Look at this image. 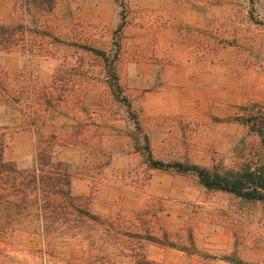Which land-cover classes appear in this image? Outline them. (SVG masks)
I'll use <instances>...</instances> for the list:
<instances>
[{"label": "rangeland", "instance_id": "1", "mask_svg": "<svg viewBox=\"0 0 264 264\" xmlns=\"http://www.w3.org/2000/svg\"><path fill=\"white\" fill-rule=\"evenodd\" d=\"M101 1L95 24L82 8L92 0H57L47 14L0 0V27L15 42L0 53V98L13 100L0 108L6 157L27 169L46 146L54 156L65 149L72 191L99 217L85 221L94 244L3 217L0 264H264V191L246 199L176 167L230 179L264 168V0L172 2L180 10ZM196 3L203 20L184 18ZM175 48L196 56L173 59ZM179 59H211L226 78L213 81L214 94L242 92L236 110L197 118L180 97L189 86ZM75 228L77 212L53 226Z\"/></svg>", "mask_w": 264, "mask_h": 264}, {"label": "trees", "instance_id": "2", "mask_svg": "<svg viewBox=\"0 0 264 264\" xmlns=\"http://www.w3.org/2000/svg\"><path fill=\"white\" fill-rule=\"evenodd\" d=\"M56 1L24 0V5L29 11L47 14L53 11ZM10 34L12 33H8L6 28L0 27V50L13 49L15 42ZM1 81L0 72V87H4ZM12 102L13 100L0 98V108ZM4 153L5 145L0 143V220L4 217L8 224H15L33 218L31 223L40 224L42 234L48 238L55 236L66 239L80 235L81 239H90L94 244V239L91 236L86 237L85 233L91 227H95V224L86 222L90 219L96 223L99 217L89 210L81 197H76L72 193V175L56 154L54 156L49 147L44 148L38 155L37 163L23 169L19 167L18 162L7 161ZM155 167L165 168L160 162L156 163ZM176 167L196 173L202 184L208 188L229 191L246 199L263 198L260 191H264V168L254 170L249 166L243 174H237L230 179L212 175L206 169L197 166L176 164ZM75 212L80 215V229L75 228L72 231L53 229V226L60 223L64 217H72ZM41 228L32 229L35 230L33 233L38 234Z\"/></svg>", "mask_w": 264, "mask_h": 264}, {"label": "crops", "instance_id": "3", "mask_svg": "<svg viewBox=\"0 0 264 264\" xmlns=\"http://www.w3.org/2000/svg\"><path fill=\"white\" fill-rule=\"evenodd\" d=\"M9 2H11V0H8ZM152 3H160V4H165L168 5L171 4L172 2H177L176 0H145L144 2L147 4L148 2ZM95 2V3H94ZM108 2H112L110 4H113L114 0H108ZM144 2H142L144 4ZM13 5H24V0H15L13 2H11ZM101 3H103L101 0H92V3H85L84 6H82V8L87 11H85V18L86 20H88L89 22L92 23H97V24H101L104 22V20H102L101 18V9H106L107 7H101ZM199 4L196 3V8H193L196 11H191V14L185 9L184 11V18L187 17L188 20H192L194 22L203 20L202 17V9H200V6H198ZM111 7H113V5H110ZM209 6V5H208ZM171 7L177 8L178 10H180V6L175 5L174 3H172ZM192 9V8H190ZM54 10V9H53ZM34 11V10H32ZM173 24L178 23L179 21H181V11L177 12L176 14L173 15ZM176 18V19H175ZM11 52L10 50H0V53H4V52ZM169 56H171L173 59L180 57V58H188L191 56H196V52H192L191 50L188 51H181L180 48H175L173 50H171L168 53ZM205 57H210V55L206 54ZM37 58V56L34 58H32L31 61V65L33 64L34 59ZM177 61V60H176ZM178 62H182L185 64L186 67H188V70L185 71L183 70V73H188V79L186 80V78H184L185 80H182V78H179V83L180 85L182 84H186L188 87V93L187 95H182L180 97L183 98H187V103L191 106L192 108V112L195 114V116L200 119H204L206 120L207 118H209L208 116H212L213 114L216 115H222V116H226L229 115L231 113H233L236 108L234 106H236V104H240V100L239 98V94L242 96V92L239 90V88H236V91L234 92H228V94H224V93H220V94H214V91H216L218 88L217 87H213L212 83L213 81H226V78L223 77L218 71L215 73H212V60L211 59H204V61L201 62H197V60H191L190 62H188L187 60H182L179 59ZM204 85V87H202ZM214 100H216V102H214ZM214 103H216V107L214 108ZM9 110H7V114H8ZM47 139V138H45ZM47 148V146L45 147ZM7 147L5 148V157H6V150ZM42 151V149L40 151L37 152L36 155H34L33 159H32V165H35L37 163L38 160V155L39 153ZM56 156L58 157V159L63 162L66 165V168L69 170V172L72 175V188H73V182L75 180V173L73 170V163H70V159L66 158L65 156V149L62 150H58V152L56 153ZM7 158V157H6ZM7 161L10 162H17L14 160H9L8 158L6 159ZM31 165V166H32ZM72 169V171H71ZM72 193L74 194V192L72 191ZM75 195V194H74ZM76 196V195H75Z\"/></svg>", "mask_w": 264, "mask_h": 264}]
</instances>
